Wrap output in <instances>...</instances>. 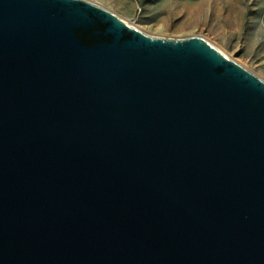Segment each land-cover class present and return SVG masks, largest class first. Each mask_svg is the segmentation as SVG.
Masks as SVG:
<instances>
[{"label": "water", "instance_id": "water-1", "mask_svg": "<svg viewBox=\"0 0 264 264\" xmlns=\"http://www.w3.org/2000/svg\"><path fill=\"white\" fill-rule=\"evenodd\" d=\"M0 264H264V81L85 0H0Z\"/></svg>", "mask_w": 264, "mask_h": 264}, {"label": "rangeland", "instance_id": "rangeland-1", "mask_svg": "<svg viewBox=\"0 0 264 264\" xmlns=\"http://www.w3.org/2000/svg\"><path fill=\"white\" fill-rule=\"evenodd\" d=\"M165 40L198 38L264 81V0H85Z\"/></svg>", "mask_w": 264, "mask_h": 264}, {"label": "bare ground", "instance_id": "bare-ground-1", "mask_svg": "<svg viewBox=\"0 0 264 264\" xmlns=\"http://www.w3.org/2000/svg\"><path fill=\"white\" fill-rule=\"evenodd\" d=\"M111 12V11H110ZM116 15V14H115ZM117 16V15H116ZM119 17V16H118ZM120 18V17H119ZM125 22V21H124ZM126 23V22H125ZM127 24V23H126ZM128 25V24H127ZM131 27V26H130ZM133 28V27H132ZM138 30V29H137ZM211 45V44H209ZM212 46V45H211ZM214 49H216L220 54H222L223 56L227 57L226 55H224L221 51H219L217 48H215L214 46H212ZM228 58V57H227ZM229 59V58H228Z\"/></svg>", "mask_w": 264, "mask_h": 264}]
</instances>
